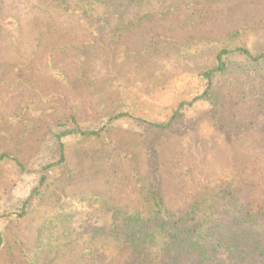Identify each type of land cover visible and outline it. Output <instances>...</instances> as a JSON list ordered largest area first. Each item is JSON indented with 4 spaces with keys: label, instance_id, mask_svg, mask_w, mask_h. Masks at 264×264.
Masks as SVG:
<instances>
[{
    "label": "rangeland",
    "instance_id": "obj_1",
    "mask_svg": "<svg viewBox=\"0 0 264 264\" xmlns=\"http://www.w3.org/2000/svg\"><path fill=\"white\" fill-rule=\"evenodd\" d=\"M151 12L96 33L48 0H0V155L20 164L0 162V264H123L118 242L94 232L116 211L143 205L137 181L149 152L170 213H186L228 181L264 203V87L235 74L243 57L215 81L213 104L194 103L163 135L107 124L117 111L150 119L197 97L204 82L196 74L221 47L264 53V0ZM75 127L101 130L62 139L64 161L55 165L54 136ZM29 198L23 219L10 216Z\"/></svg>",
    "mask_w": 264,
    "mask_h": 264
},
{
    "label": "trees",
    "instance_id": "obj_2",
    "mask_svg": "<svg viewBox=\"0 0 264 264\" xmlns=\"http://www.w3.org/2000/svg\"><path fill=\"white\" fill-rule=\"evenodd\" d=\"M48 1L77 16L96 33L106 29L116 30L118 26L138 25L143 18L151 15L153 9L160 8L164 14L177 8L192 9L200 3V0H189L188 5L178 6L175 0ZM133 10L143 14L129 17L128 13ZM192 47L195 50L199 48L198 45ZM81 55L82 59L87 58L85 52L81 51ZM236 57H243L245 63L235 71L238 78L257 80L258 85L264 87V53H252L243 47H221L215 54L214 64L196 74L204 82L197 97L190 101H177L167 112L155 113L150 119L117 111L108 117L107 124L117 120L131 121L134 125L152 130L156 136L169 132L183 112L194 103H214V83L230 73L229 62ZM100 130L84 131L75 127L56 134L54 144L58 160L55 165L64 161L62 139L72 136L86 140L98 136ZM153 157L154 152L147 154V164L151 167L143 182L137 181L143 205L131 212L116 211L117 217L113 216V222L109 225L105 223L94 232L118 242V253L128 255L123 264H264V203L255 202L249 188L240 189L230 181L220 183L207 190L186 213H170L163 204L159 175L151 163ZM3 160L12 161L20 168L16 159L6 154L0 155V162ZM34 201L33 198L23 201L10 216L16 220L23 219ZM2 236L0 230V248L3 246Z\"/></svg>",
    "mask_w": 264,
    "mask_h": 264
}]
</instances>
